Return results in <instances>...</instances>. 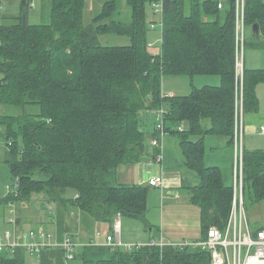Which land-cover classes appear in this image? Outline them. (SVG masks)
<instances>
[{
    "label": "trees",
    "instance_id": "1",
    "mask_svg": "<svg viewBox=\"0 0 264 264\" xmlns=\"http://www.w3.org/2000/svg\"><path fill=\"white\" fill-rule=\"evenodd\" d=\"M6 1L0 0L5 6L0 17V109L16 112H0V154L10 165L12 184L18 177L19 185L0 205L40 196L33 208L47 219L57 218L59 231L75 237L80 231L62 217L66 206L82 212L89 234L98 223L112 230L118 214L150 227V188L118 184L116 172L144 157L150 135L141 114L163 107L166 131L178 136L187 166L200 176L193 201L202 209L201 238L211 226L223 228L233 187L224 182L219 167L206 164L205 136L219 135L233 145L237 98L243 94L245 114L258 110L257 88L264 82V69L243 65L239 70L235 0L224 9L219 0H164L158 51L148 35L146 3L151 0H126L128 22L119 0H109L90 25L84 20L86 0H43L50 19L41 23L29 19L32 0H19L15 13H6ZM256 22L264 35V0H246L245 25ZM105 34L127 36L130 44L104 45L100 37ZM259 43L255 46L264 48ZM185 75L217 76L220 82L194 86L188 95L163 92L164 77ZM244 163L247 207L264 200V150L246 149ZM88 242H80L69 261L62 249L46 248L40 264H212L210 251L190 244L127 249ZM27 254L23 248L14 255L0 254V264H31Z\"/></svg>",
    "mask_w": 264,
    "mask_h": 264
},
{
    "label": "crops",
    "instance_id": "2",
    "mask_svg": "<svg viewBox=\"0 0 264 264\" xmlns=\"http://www.w3.org/2000/svg\"><path fill=\"white\" fill-rule=\"evenodd\" d=\"M219 1H222L226 7L229 0ZM42 2L43 0H35L37 5L36 8H41ZM5 3H8L6 9L9 6L11 7L13 4H16L14 6H16V12L18 11L19 0H7ZM249 32L251 34V40H249V42L247 41V43H249L248 45L253 48H262L255 46V42L260 41L262 43L259 44H264V35L260 33L259 36H256L253 32V28ZM255 57L260 59L257 60L251 57L248 67L246 65V57H244V67L249 69H264V54ZM172 79V85L167 79L163 80V92L165 94L188 95L192 92L194 86L202 87L205 84L217 85L220 82L218 77L206 78L197 76L196 79L198 80L194 81L195 84L189 79L191 87L187 88V82L184 81V84L182 85L181 83L183 80H176L179 79L177 76ZM263 87L264 82L260 83L257 88V95L262 110H260L259 106L258 110L245 114V135L249 136L256 128L259 129L260 126L264 124ZM158 122L159 121L155 122L154 128L151 132L147 131L150 135L148 140L149 148L144 157L137 162L120 165L116 172V181L118 184L146 185L150 188L147 211V220L150 227L141 220L124 217L127 219V222L124 221V224L131 227L132 230H135L134 235L131 233L123 234L122 232L123 240L127 243L137 242L145 244L151 241H161L162 239L168 242H178L181 240L192 241L200 239L203 235L202 209L193 201V187L200 182V176L197 171L187 166L185 158L181 152L177 135L167 131L164 136L161 137L160 147H154L151 145L153 137L159 135L158 132H155V126ZM254 126L256 128H253ZM259 134L262 135L260 132ZM262 136L264 137V135ZM245 149L262 148L254 147L252 143H249V145L246 146L245 143ZM158 153L162 154L161 158L157 156ZM234 154L235 144L231 145L227 138L213 134L205 136V162L208 166L219 167L222 171L224 182L228 185H232L233 183ZM155 176L163 177V182L160 186L150 185V179ZM229 181L231 182L230 184ZM34 212L36 213V216L40 213L39 211L38 213L37 211ZM8 216L4 215L2 217V220L4 221L2 227L7 226L6 218ZM37 221L38 219H33L32 215H20V223L24 227L31 222ZM104 224L105 223H98L93 226L94 231L91 230L92 232L90 234L88 230H86L84 233L86 235H79V237L82 238L81 242H86L90 239L92 240L95 237V234L101 231L100 228L103 227ZM110 231L111 230H109L107 234Z\"/></svg>",
    "mask_w": 264,
    "mask_h": 264
},
{
    "label": "built area",
    "instance_id": "3",
    "mask_svg": "<svg viewBox=\"0 0 264 264\" xmlns=\"http://www.w3.org/2000/svg\"><path fill=\"white\" fill-rule=\"evenodd\" d=\"M150 3L155 8V13L164 11V0H151ZM30 7L35 9L37 7L35 0L31 1ZM218 7L225 8V4L219 1ZM245 8L246 0H235L236 12V41L238 46V66L239 70L243 72V59L241 52L244 51V44L246 40V25H245ZM5 9V6L0 3V15ZM156 27L152 23V28ZM161 119L156 125L158 136L153 138L151 145L160 147L161 137L167 132L163 116L165 108L159 110ZM183 129V126H179ZM259 132L264 135V124L260 126ZM3 134V128L0 126V135ZM245 111L244 98L241 94L236 101V118L234 127V144L235 154L233 162V204L227 221L223 228L211 226L208 230L206 238L196 240H181L178 242H168L166 240L151 241L145 244H156L163 247L168 244H178L201 247L208 250L212 255V264H264V223L260 225L259 229L253 227L250 222L245 209ZM1 143V142H0ZM11 145L12 142L9 141ZM159 158L162 154H157ZM13 184L10 185V191H16L19 185V178L17 177ZM163 182L162 176H155L150 179L149 183L152 186H160ZM11 193V192H9ZM12 207L9 216L6 218L7 226L0 227V254L14 255L18 248L26 249L29 254L37 261L35 264H40L42 252L46 248H60L64 251V256L67 261L74 259L76 246L81 243H76L72 236L73 233L69 231L60 232L57 230L56 234L47 233L42 227L36 229H25L20 223V212L16 203H10ZM50 210V205L48 206ZM1 221V220H0ZM122 215L118 214L114 218L112 230L106 235V239L100 242L98 239L89 240L88 243L108 245L112 248L125 247L132 249L145 245L144 243H127L122 237ZM76 235V234H75ZM101 235V231L97 232V236ZM75 237V236H74Z\"/></svg>",
    "mask_w": 264,
    "mask_h": 264
},
{
    "label": "rangeland",
    "instance_id": "4",
    "mask_svg": "<svg viewBox=\"0 0 264 264\" xmlns=\"http://www.w3.org/2000/svg\"><path fill=\"white\" fill-rule=\"evenodd\" d=\"M107 1V0H86V12H85V24L86 25H90L92 18L98 14L102 8L103 3ZM14 3V2H13ZM119 4H120V8H122V18L124 19V21L128 22L131 19V11L129 6L127 5L125 0H119ZM16 4H13L11 7H8L6 9L7 13L8 12H14L16 11V6H14ZM5 9L2 11V14L0 15V17H2L3 13H4ZM146 13H147V17H148V22H149V41L151 43V45L153 46L155 51L160 50L161 45H162V28H163V13L162 11H158L157 13H155V8L152 6V4L150 2L146 3ZM9 16V15H7ZM29 19L31 22H35V23H41V22H48L50 19V12H49V7H44L43 6L41 8H36V9H31L30 11V16ZM13 21V20H11ZM152 23H154L156 25V27L152 28L151 25ZM250 29V30H249ZM252 30V27L247 26L246 27V43L247 41L249 42V40H251L250 38V32ZM259 40V39H258ZM100 41L102 44L104 45H110V46H126L129 45V38L127 36H122V35H118V34H105L102 35L100 37ZM260 42V41H259ZM245 43V44H246ZM262 43V42H261ZM244 44V51L241 52V58L244 59V57H246V65L247 67L249 66V60L251 57L259 60L257 57L255 56H260L261 54H264V49L262 48H253L251 46H249L247 43L246 45ZM246 46V49H245ZM202 77H206V78H213V77H217V76H208V75H203ZM166 78L168 81H170L171 85L172 82L171 80H173L172 76H166L164 77ZM176 80H183L182 81V85L184 84V81L187 82V88H190V81L187 77V75L185 76H177ZM219 78V77H218ZM163 79V80H166ZM196 79V77H194L193 79H191V82L194 83ZM214 80V79H212ZM211 80V82H212ZM210 82V83H211ZM195 84V83H194ZM264 90V87H263ZM260 106V103H259ZM260 110H262V106H260ZM2 111H4L3 113H15L16 112V108H9V109H5V108H1L0 112L2 113ZM159 119H161L160 113L159 112H153V111H147L141 114V122L142 125L144 127V129L146 131L151 132L154 128V124L155 122L159 121ZM253 128H256L255 126ZM156 137V136H155ZM153 137V138H155ZM246 146L249 145V143H252V145H254V147H258V148H262L264 150V137L262 135L259 134V129H255V131H253L249 136L245 135L244 137ZM2 144V142L0 143V145ZM12 174H11V168L10 165L8 163H6L3 159V156L0 154V199L5 198L8 193L10 192V185L12 184ZM231 182L229 181V184ZM70 194H72V192L70 191ZM41 200L40 196H38L37 198L33 197V201L31 202H25V201H21V204L17 205L18 210H20V215H32L33 219H38L37 222H31L29 224L26 225V229H36L39 230L40 227H42L44 229L45 232L47 233H52L53 235L56 234L57 230H58V226H57V218L54 220H50L47 219L46 215L44 214V212H40L39 214H37L38 216H36V213L34 211H36V208L33 206L37 205L35 204L36 202L34 200ZM32 200V199H31ZM30 201V200H28ZM51 209H53L54 211L50 210L51 212H55V215H53L55 218L57 216L56 213V206L54 203L50 204ZM12 207H4L2 205H0V227H2V224L4 223V221L2 220V217L4 215L8 216L10 214ZM245 209H246V213L248 215V218L250 220L251 223L255 224V225H261L262 223H264V200L260 201V202H249L247 204H245ZM40 211V210H39ZM38 213V212H37ZM62 217L64 218V221L66 220L67 223L71 224L72 227L74 228L75 231H80L78 233L77 237L72 236V238L74 239V242L76 243H80L82 241V238L79 237L86 235L84 234L85 231L87 230L83 225L84 223V218L82 215V212L79 209L76 208H68L67 206L64 208V210H62ZM122 222H123V229L122 232L123 234L125 233H131L132 235L135 234V230H132L131 227H128L124 224V221L127 222V219L122 217ZM39 220L43 221L39 223ZM3 221V222H2ZM79 227L80 229H76V227ZM101 229V235L98 237L97 233L95 234V237L93 239H95L96 241L99 239L100 242L105 241L106 239V235L107 232L109 231L108 229V225L104 224L103 227L100 228ZM84 232H83V231ZM91 230H93V228H91ZM94 231V230H93ZM92 232V231H90ZM88 233V232H87ZM74 234V232H73ZM77 234V232L75 233ZM92 239V240H93ZM91 240V239H90ZM137 243V242H135ZM80 249V246H76V251H78ZM27 259L28 261L33 264L37 261V258L32 257L31 255L27 254Z\"/></svg>",
    "mask_w": 264,
    "mask_h": 264
},
{
    "label": "water",
    "instance_id": "5",
    "mask_svg": "<svg viewBox=\"0 0 264 264\" xmlns=\"http://www.w3.org/2000/svg\"><path fill=\"white\" fill-rule=\"evenodd\" d=\"M253 32L256 36H259L260 35V24L258 22H256L254 25H253ZM41 148V146H40Z\"/></svg>",
    "mask_w": 264,
    "mask_h": 264
}]
</instances>
